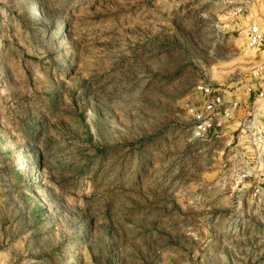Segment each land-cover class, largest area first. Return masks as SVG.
<instances>
[{
  "label": "rangeland",
  "instance_id": "obj_1",
  "mask_svg": "<svg viewBox=\"0 0 264 264\" xmlns=\"http://www.w3.org/2000/svg\"><path fill=\"white\" fill-rule=\"evenodd\" d=\"M239 2L0 0V264H264V177L187 107L249 72Z\"/></svg>",
  "mask_w": 264,
  "mask_h": 264
},
{
  "label": "built area",
  "instance_id": "obj_2",
  "mask_svg": "<svg viewBox=\"0 0 264 264\" xmlns=\"http://www.w3.org/2000/svg\"><path fill=\"white\" fill-rule=\"evenodd\" d=\"M260 6L252 11L239 2L228 9L249 54L245 80L233 85L199 82L187 103L194 139H230L226 144L236 160L234 171L243 178L264 177V4Z\"/></svg>",
  "mask_w": 264,
  "mask_h": 264
}]
</instances>
